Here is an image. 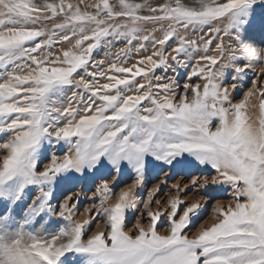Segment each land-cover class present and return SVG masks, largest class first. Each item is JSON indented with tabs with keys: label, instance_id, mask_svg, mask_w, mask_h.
I'll return each mask as SVG.
<instances>
[{
	"label": "snow or ice",
	"instance_id": "1",
	"mask_svg": "<svg viewBox=\"0 0 264 264\" xmlns=\"http://www.w3.org/2000/svg\"><path fill=\"white\" fill-rule=\"evenodd\" d=\"M0 264H264V0H0Z\"/></svg>",
	"mask_w": 264,
	"mask_h": 264
},
{
	"label": "rangeland",
	"instance_id": "2",
	"mask_svg": "<svg viewBox=\"0 0 264 264\" xmlns=\"http://www.w3.org/2000/svg\"><path fill=\"white\" fill-rule=\"evenodd\" d=\"M37 2H40V0H37ZM86 2H87V0H86ZM138 2H139V0H138ZM89 10H91V9H89ZM48 27L51 28V24H49ZM146 29L148 31H150L151 25H147ZM205 31H207V29ZM157 35H159V33H157ZM200 35H203V33H200ZM225 41H227V37H225ZM121 46H123L122 42L116 43V45H115V47H121ZM99 51H100V54L102 55L103 52L106 51V49H101ZM168 75H173V73L169 72ZM180 82H181V84L184 83L183 73L180 77ZM200 83H201V85H203V81H200ZM257 104H258V102H257ZM258 111H259V108L257 106L256 108L250 109L249 115H251L253 117V119H255L259 116ZM214 123H215V121H214ZM148 179H149V185H148L149 188L154 186V184L157 182L156 179L151 175L148 177ZM125 180L127 182H131V180L128 177H125ZM180 182L183 183L184 181H180ZM171 184H172V181H169V183L166 187L162 185L163 193L162 194L158 193L157 197H156V199H160V205L159 206L155 205V204L151 205L150 207L152 208L153 211L162 210L163 207L167 206L165 204V201L167 200V198L169 196H174L176 194L174 190H171ZM217 195H218V198L223 199L225 201V203H227L229 200H231L230 193L223 195V196H220V194H217ZM145 196H146V190H145ZM196 198H198V197H196L195 195L191 196V199H196ZM45 219H46V221L48 220V218H45ZM133 223H135V218H133ZM142 223H143L144 227L147 228L148 222L146 220L142 219ZM208 223L209 224L212 223V220L210 218H208ZM166 226L167 225H165V227ZM101 227H102V225H101ZM161 234H165V233L162 232Z\"/></svg>",
	"mask_w": 264,
	"mask_h": 264
},
{
	"label": "bare ground",
	"instance_id": "3",
	"mask_svg": "<svg viewBox=\"0 0 264 264\" xmlns=\"http://www.w3.org/2000/svg\"><path fill=\"white\" fill-rule=\"evenodd\" d=\"M258 114H260L259 111H258Z\"/></svg>",
	"mask_w": 264,
	"mask_h": 264
}]
</instances>
